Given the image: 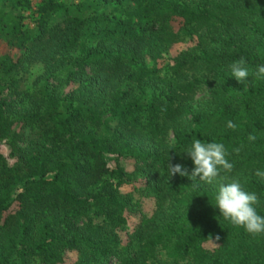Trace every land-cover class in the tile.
Listing matches in <instances>:
<instances>
[{"label": "trees", "instance_id": "trees-1", "mask_svg": "<svg viewBox=\"0 0 264 264\" xmlns=\"http://www.w3.org/2000/svg\"><path fill=\"white\" fill-rule=\"evenodd\" d=\"M101 1L132 6L95 13L86 33L82 16L50 20L63 0H40L33 28L22 14L31 0H0V264H64L73 251L69 264H264V234L220 215L218 185L167 168L171 157L191 171L194 138L221 142L229 178L264 216V79L244 85L229 68L241 57L250 74L264 65V0ZM187 36L194 44L167 59ZM36 61L45 76L27 93L8 77ZM57 69L68 71L61 84L49 80ZM206 72L210 95L193 106Z\"/></svg>", "mask_w": 264, "mask_h": 264}, {"label": "clouds", "instance_id": "clouds-1", "mask_svg": "<svg viewBox=\"0 0 264 264\" xmlns=\"http://www.w3.org/2000/svg\"><path fill=\"white\" fill-rule=\"evenodd\" d=\"M229 68L231 75L244 85L246 82L249 83L250 75L256 80L264 79V65L257 66L250 74L243 57L233 61ZM227 127L235 130L237 125L229 120ZM248 139L254 141L256 137L249 134ZM234 151L239 153L240 149L236 148ZM183 152L191 158L194 167L189 171L180 163H171L169 157L167 163L169 176L177 173L188 176L193 187H198L195 183L197 180L208 184L215 183L218 189L214 195V206L218 207L220 215L253 236L264 234V216L260 215L255 207L260 202L259 197L255 192L245 190L238 179L229 178L228 174L232 172L234 164L227 159L230 153L225 145L221 142H205L194 138ZM255 175L264 180V170L257 169ZM215 239L219 240V235Z\"/></svg>", "mask_w": 264, "mask_h": 264}, {"label": "rangeland", "instance_id": "rangeland-1", "mask_svg": "<svg viewBox=\"0 0 264 264\" xmlns=\"http://www.w3.org/2000/svg\"><path fill=\"white\" fill-rule=\"evenodd\" d=\"M40 0H31V6L30 7H26L22 10V14H23V22L24 25L28 28H33L34 24H35V20L37 17V11H36V7L38 5ZM64 3L66 4V9L65 10H60L59 12H57L56 14L52 15L50 17L51 21H63L66 18H68L69 16H82L85 18L86 22L84 24L86 33H88L92 28L93 25H95V20L93 19L92 16L95 15V13H100V14H115V15H119L121 13L120 8L123 7H131L132 6V2L131 1H124L122 3V6L119 7L117 6L115 3H110V4H106L103 3L101 0H63ZM190 2H196L197 0H188ZM179 19L176 18L173 22L174 28L179 26ZM87 36H89V34H87ZM195 40H192L189 38V36H187V38L182 41V42H178L176 45H174L168 55H166L167 59H169V57L175 56L176 53L182 49L185 48L187 46H190L192 44H194ZM6 51V47L4 45V43L0 42V53ZM150 63V61H149ZM45 69V63L42 61H36L33 63H30L28 66L26 67H18L15 71H13L10 75V77H8L9 79L12 78L13 80H15L18 83V87L20 90L25 91L27 93H31L33 92L37 87V85H39L44 76L43 72ZM166 69L164 68L162 70L163 73H165ZM67 69H57L54 73H57V77H52L50 78V82L54 83V84H61V80L64 79L65 75L67 74ZM203 81L201 83V86L198 88L197 94L194 97V100L192 102L193 106H196L198 104H202L203 102H205L209 95H210V90L212 87V79L210 76V73H204V75H202ZM70 84L68 86H64V84H62L61 90H66V91H70L71 88ZM11 90L10 89H6L4 92L5 96H10ZM154 92V89L152 87H148L147 89V93L149 94L148 96L152 95V93ZM29 95L27 94H20L17 96L16 98V108H22L25 107L29 104ZM112 126H114V122L113 121H108L103 127L99 128L97 131L98 132H102L103 130L105 131H112ZM170 138H172V136L170 135ZM1 150L4 153H8V148L7 145L4 144L1 146ZM131 160L129 159H125V160H121V164L123 165H130ZM74 258V251L73 252H69L65 254V258H64V264H69L72 259ZM30 264H37V260H32L30 262Z\"/></svg>", "mask_w": 264, "mask_h": 264}]
</instances>
